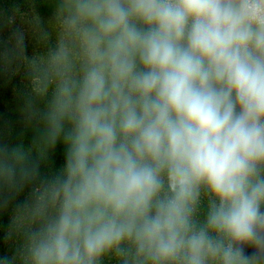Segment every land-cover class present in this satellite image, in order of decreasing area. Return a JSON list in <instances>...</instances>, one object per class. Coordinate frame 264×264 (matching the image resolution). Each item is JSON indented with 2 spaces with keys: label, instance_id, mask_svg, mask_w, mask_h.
I'll use <instances>...</instances> for the list:
<instances>
[{
  "label": "clouds",
  "instance_id": "1",
  "mask_svg": "<svg viewBox=\"0 0 264 264\" xmlns=\"http://www.w3.org/2000/svg\"><path fill=\"white\" fill-rule=\"evenodd\" d=\"M52 4L0 264H264V0Z\"/></svg>",
  "mask_w": 264,
  "mask_h": 264
},
{
  "label": "trees",
  "instance_id": "2",
  "mask_svg": "<svg viewBox=\"0 0 264 264\" xmlns=\"http://www.w3.org/2000/svg\"><path fill=\"white\" fill-rule=\"evenodd\" d=\"M52 15V0H0V135L13 143L23 129L22 94L29 90L27 61L44 47L36 25L50 21ZM25 135L30 138L31 132ZM54 158L57 163L61 161L59 145ZM8 221L9 213L0 215V229ZM2 236L0 230V254L11 247Z\"/></svg>",
  "mask_w": 264,
  "mask_h": 264
}]
</instances>
